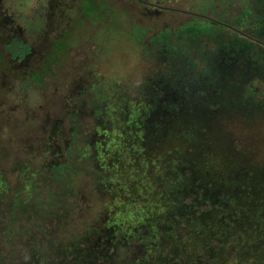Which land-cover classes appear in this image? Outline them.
<instances>
[{"label": "rangeland", "instance_id": "rangeland-1", "mask_svg": "<svg viewBox=\"0 0 264 264\" xmlns=\"http://www.w3.org/2000/svg\"><path fill=\"white\" fill-rule=\"evenodd\" d=\"M231 11L259 45L243 38L230 52L234 34L214 31L180 39L190 52L142 54L125 16L105 8L89 27L96 55L67 56L49 72L63 86L78 67L109 62L96 82L98 118L88 99L65 121L53 85L30 94L29 115L9 98L0 264H264V0ZM52 110L49 121L65 123L49 150ZM118 224L129 244L99 241Z\"/></svg>", "mask_w": 264, "mask_h": 264}, {"label": "flooded vegetation", "instance_id": "flooded-vegetation-1", "mask_svg": "<svg viewBox=\"0 0 264 264\" xmlns=\"http://www.w3.org/2000/svg\"><path fill=\"white\" fill-rule=\"evenodd\" d=\"M243 1L249 0H0V125L11 114L10 111H2L9 98L17 97V101L23 102L17 111L20 109L29 115L33 112L27 103L30 94L44 92L48 96L49 85H53V104L61 107L65 121L69 119L73 122L72 118L80 116L82 112L79 107L88 99L91 107H94L92 112L98 118L96 82L103 76L104 64L108 67L109 62L102 61L100 71L90 65L89 68L78 67L81 71L74 73L72 80L63 86H59L55 76L51 77L52 73L49 72L54 63L67 56L74 59L83 55L93 58L96 55L98 46L92 42L90 28L105 8L116 7L120 13L116 14L125 16L142 54L155 49L162 52L185 49L190 52V42H181L180 39L184 36H210L214 31L234 34L236 41L228 47L230 52H234L242 48L243 38L260 44L256 38L237 27V15L231 18L232 8ZM84 21L89 24L85 28H78V23L85 25ZM148 35L152 36V41L143 42ZM105 39L103 37V41ZM80 61L74 60L77 63ZM39 109L42 113L48 110L47 106ZM51 116L56 117L53 110L46 121L51 132L43 127L49 150L55 146L60 135V125L65 123L49 121ZM111 230V234L101 236L99 241L107 238V243H130L131 236L121 235L120 226L112 225Z\"/></svg>", "mask_w": 264, "mask_h": 264}, {"label": "trees", "instance_id": "trees-1", "mask_svg": "<svg viewBox=\"0 0 264 264\" xmlns=\"http://www.w3.org/2000/svg\"><path fill=\"white\" fill-rule=\"evenodd\" d=\"M0 179H1V176H0ZM58 182H60L59 180H58ZM0 186L1 185H3V181L1 180L0 181ZM0 189H5V188H3V187H0ZM65 193H67V192H65ZM74 199H75V197H73ZM18 203H19V205L21 204V202L20 201H16V203L14 204V207L16 206L17 207V205H18ZM15 207V208H16ZM182 208V207H181ZM188 211V210H187ZM187 211H186V213H187ZM179 216H180V214H179ZM5 216L4 215H0V223L2 222L3 223V221L5 220V218H4ZM198 221H200V224H202L203 222H204V218H200ZM87 222V220L85 219V221H84V224H82V225H84V226H87L85 223ZM105 222V221H104ZM102 223V222H101ZM62 224H64V223H62ZM101 225V224H100ZM118 226H120L119 224H118ZM96 236H98V238H100L101 236H103V234H99V233H97V234H95ZM211 255V254H210ZM213 256V258H214V255H212ZM211 256V257H212ZM255 258V257H254Z\"/></svg>", "mask_w": 264, "mask_h": 264}]
</instances>
